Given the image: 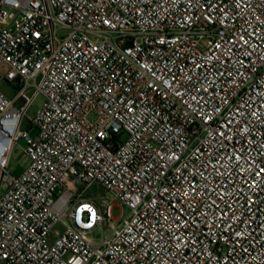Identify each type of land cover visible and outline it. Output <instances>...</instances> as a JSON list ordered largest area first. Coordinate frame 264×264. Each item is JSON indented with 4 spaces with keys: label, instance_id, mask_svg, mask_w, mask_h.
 I'll list each match as a JSON object with an SVG mask.
<instances>
[{
    "label": "built area",
    "instance_id": "built-area-1",
    "mask_svg": "<svg viewBox=\"0 0 264 264\" xmlns=\"http://www.w3.org/2000/svg\"><path fill=\"white\" fill-rule=\"evenodd\" d=\"M1 67L0 264H264V0H0Z\"/></svg>",
    "mask_w": 264,
    "mask_h": 264
},
{
    "label": "rangeland",
    "instance_id": "rangeland-1",
    "mask_svg": "<svg viewBox=\"0 0 264 264\" xmlns=\"http://www.w3.org/2000/svg\"><path fill=\"white\" fill-rule=\"evenodd\" d=\"M66 35V32L63 30L58 31V36L63 37ZM6 71V67H1L0 68V76L3 75ZM0 90H2L8 97H11L14 92V85L12 84H7L3 81L0 80ZM43 97L42 95H38L29 109L27 113V117H25L20 125L21 130H27L28 134L30 137H34L37 134L36 129L31 128L30 126V119L33 117L35 112L42 106L43 104ZM25 148V142L22 138L18 139L12 146L9 158H8V163H7V170L9 174H11L14 177H18L26 168L28 165V158L24 154L23 150ZM5 189V186H1V190L3 191ZM103 195L108 198H110V194L105 192L102 188H100L98 185L93 184L90 189H88L85 193L84 196H93V195ZM128 213V210L125 207L119 206L117 201L113 202V207H112V217L113 218H119L122 219L125 217ZM109 229L106 227V225H103L102 229H96L92 236L96 240L101 239L102 237L106 236L109 231Z\"/></svg>",
    "mask_w": 264,
    "mask_h": 264
}]
</instances>
